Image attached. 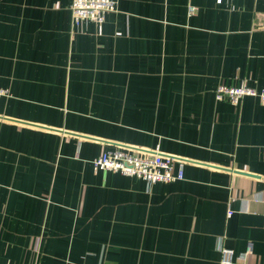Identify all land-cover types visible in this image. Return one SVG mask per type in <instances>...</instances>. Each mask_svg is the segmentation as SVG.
Returning a JSON list of instances; mask_svg holds the SVG:
<instances>
[{
  "label": "crops",
  "instance_id": "1",
  "mask_svg": "<svg viewBox=\"0 0 264 264\" xmlns=\"http://www.w3.org/2000/svg\"><path fill=\"white\" fill-rule=\"evenodd\" d=\"M72 1L0 0V264H264V103L215 93L264 90V0H115L81 26ZM116 148L184 178L96 169Z\"/></svg>",
  "mask_w": 264,
  "mask_h": 264
},
{
  "label": "built area",
  "instance_id": "2",
  "mask_svg": "<svg viewBox=\"0 0 264 264\" xmlns=\"http://www.w3.org/2000/svg\"><path fill=\"white\" fill-rule=\"evenodd\" d=\"M218 3L223 0H216ZM73 24L81 26L85 22L102 24L107 12L116 10L115 0H73L71 3ZM195 10L191 7V12ZM8 90L0 88V96L7 94ZM219 100H227L233 105H239L245 96L257 97L264 103V90L246 84L219 83L215 89ZM96 169L120 172L127 176L144 179L147 182H170L184 178L182 168L177 169L174 158L169 155L154 154L142 155L129 149L116 148L102 152L93 161ZM251 246L247 253H251ZM234 252L228 248H221L220 264H232Z\"/></svg>",
  "mask_w": 264,
  "mask_h": 264
},
{
  "label": "water",
  "instance_id": "3",
  "mask_svg": "<svg viewBox=\"0 0 264 264\" xmlns=\"http://www.w3.org/2000/svg\"><path fill=\"white\" fill-rule=\"evenodd\" d=\"M244 173V172H243ZM246 174H248V175H255V174H250V173H248V172H246Z\"/></svg>",
  "mask_w": 264,
  "mask_h": 264
}]
</instances>
